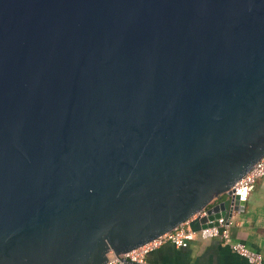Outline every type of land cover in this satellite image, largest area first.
Masks as SVG:
<instances>
[{
  "label": "water",
  "instance_id": "1",
  "mask_svg": "<svg viewBox=\"0 0 264 264\" xmlns=\"http://www.w3.org/2000/svg\"><path fill=\"white\" fill-rule=\"evenodd\" d=\"M263 154L264 0H0V264L230 218Z\"/></svg>",
  "mask_w": 264,
  "mask_h": 264
},
{
  "label": "crops",
  "instance_id": "2",
  "mask_svg": "<svg viewBox=\"0 0 264 264\" xmlns=\"http://www.w3.org/2000/svg\"><path fill=\"white\" fill-rule=\"evenodd\" d=\"M231 222L229 243L241 242L264 258V177L247 192L244 211L233 214ZM147 260L151 264H247L221 239H197L181 248L164 244L148 254Z\"/></svg>",
  "mask_w": 264,
  "mask_h": 264
},
{
  "label": "built area",
  "instance_id": "3",
  "mask_svg": "<svg viewBox=\"0 0 264 264\" xmlns=\"http://www.w3.org/2000/svg\"><path fill=\"white\" fill-rule=\"evenodd\" d=\"M264 177V154L252 166V168L236 183H234L226 194L228 198L234 200V197L242 190L247 192L257 182V180ZM236 212L233 211L230 218L220 216L218 219L210 221L211 225L205 228H200L197 231L191 230L189 224L196 218L206 216V210L197 212L185 222L175 227L172 231L159 235L146 243L126 252L121 255H114L105 264H151L147 260L148 254L162 247L164 244H171L175 248H181L186 243L193 240L209 241L212 239H221L223 244L230 247L238 256L243 258L247 264H262L264 258L262 254L250 250L245 244L241 242L229 243V227L231 226L232 216ZM216 222V224H215Z\"/></svg>",
  "mask_w": 264,
  "mask_h": 264
}]
</instances>
